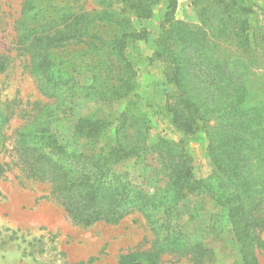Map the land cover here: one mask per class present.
Masks as SVG:
<instances>
[{
    "label": "trees",
    "instance_id": "obj_1",
    "mask_svg": "<svg viewBox=\"0 0 264 264\" xmlns=\"http://www.w3.org/2000/svg\"><path fill=\"white\" fill-rule=\"evenodd\" d=\"M87 1L23 0L20 6L17 53L25 57L37 92L48 100L32 105L38 128H26L15 139L13 147L23 165L50 180L58 176L56 192L84 227L118 223L131 212L141 216L154 245L151 251L120 257L117 264H159L163 242L180 231L182 201L195 193L207 195L229 223L241 264H259L256 251L264 254V85L248 79L247 65L264 62V31L253 24L252 11L238 0H213L217 21L204 17L203 7L198 11L207 23L200 19V26L192 28L173 18L177 0H94L99 8L91 10L84 6ZM158 7L149 61L164 66L161 114L182 136L204 141L212 168L205 179L193 177L183 148L166 143L151 150L154 163L146 165L156 173L163 171L162 185L143 171L138 183L125 173L127 163L144 166L148 159V129L140 114L144 104L137 97V73L126 50L148 42L151 34L141 21L152 20ZM228 42L234 47L221 48ZM258 46L260 57L254 56ZM10 63L9 54L0 52V75ZM112 103L121 107L113 122L101 110ZM15 106L0 98V154L6 144L3 129ZM80 107L85 115L75 123L78 137L93 141L105 126H113L112 142L88 155L91 162L82 170L61 161L62 154L67 155L65 146L48 135L50 123ZM31 139L39 140L42 150L29 145ZM100 185L114 186L105 206L99 202L105 198L97 190ZM172 252L190 253L184 241Z\"/></svg>",
    "mask_w": 264,
    "mask_h": 264
},
{
    "label": "rangeland",
    "instance_id": "obj_2",
    "mask_svg": "<svg viewBox=\"0 0 264 264\" xmlns=\"http://www.w3.org/2000/svg\"><path fill=\"white\" fill-rule=\"evenodd\" d=\"M22 1L0 0V52L8 53L11 58L7 71L0 75V98L3 102L14 101L16 104L3 129L6 144L0 154V264H117L119 258L128 253L151 251L154 236L140 215L131 212L118 223L98 222L84 227L67 212L63 197L56 192L58 176L50 180L38 174L35 167L23 165L17 149L13 147L20 131L38 128L34 126L38 122L34 120L37 112L32 110L33 103L48 102L37 92L32 77L25 69V57L17 53L15 21ZM177 1L173 15L175 20L197 28L201 21L207 23L198 11L203 7L207 8L203 12L204 17H208L209 21L215 20L212 13L218 5L213 0ZM238 1L242 7L252 11L249 17L255 27L263 32L264 0ZM84 6L87 10L99 8L94 0H88ZM158 9H155L152 20L141 21V26L151 34L148 42H136L126 50V57L137 73L136 94L144 104L140 114L145 118L144 124L148 129L144 145L148 159L144 166L136 167L133 165L136 161L127 163L125 173H128L129 179H136L143 171L145 177L155 176L157 184L162 185L163 171L156 173L146 165L154 163L149 157L151 150L159 143H166L174 148H183L191 159L193 177L205 179L212 168L205 153L204 141L182 136L161 114L165 103L164 66L149 61L159 23ZM216 26L212 24L211 28ZM204 29L207 31V26ZM229 44L234 45L228 42L221 48L225 49ZM261 54L263 51L258 46L254 56L260 57ZM247 66L250 68L248 79L264 85V62H253ZM120 109V103L101 107L111 122ZM73 112L64 120L50 123L48 135L65 146L67 155L62 152L61 161L70 164L73 169L82 170L91 162L88 155L112 142L113 126H105L97 139L89 141L78 137L79 132L75 128L78 117L85 115L84 108ZM28 135L32 136L31 133ZM30 141L29 145L42 150L39 140ZM51 142L48 144L54 146L55 143ZM140 180L136 179L137 183ZM113 188L112 185L99 186L97 190L105 197L100 199V205L105 206L110 202L112 194L108 191ZM121 189L119 187L117 191L123 197L125 191ZM180 211V231L173 232L163 242L164 254L160 256L159 264H241L231 227L207 195L195 193L187 196L181 203ZM181 241L185 242L190 253L172 254ZM192 252L196 253L192 255ZM256 255L259 264H264V254L257 250Z\"/></svg>",
    "mask_w": 264,
    "mask_h": 264
}]
</instances>
